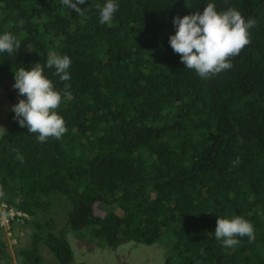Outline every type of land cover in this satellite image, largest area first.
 <instances>
[{"label":"trees","instance_id":"trees-1","mask_svg":"<svg viewBox=\"0 0 264 264\" xmlns=\"http://www.w3.org/2000/svg\"><path fill=\"white\" fill-rule=\"evenodd\" d=\"M209 2L257 23L232 67L202 79L169 36L173 17ZM102 3L87 0L79 16L59 0H0V32L22 42L12 58L0 54L4 91L19 97L18 67L43 66L49 53L72 59L69 81L44 70L67 93L60 139L40 143L6 112L0 202L31 216L19 223L31 229V241L16 248L20 264H48L42 246L55 264H72L70 241L137 249L162 239L163 264H264V0H119L111 26L98 23ZM53 194L68 204H53ZM217 216L250 221L254 242L241 237L223 251L211 238ZM3 232L0 260H9ZM244 247L256 256L246 263Z\"/></svg>","mask_w":264,"mask_h":264},{"label":"clouds","instance_id":"clouds-1","mask_svg":"<svg viewBox=\"0 0 264 264\" xmlns=\"http://www.w3.org/2000/svg\"><path fill=\"white\" fill-rule=\"evenodd\" d=\"M86 2L87 0H59L62 8L75 11L79 16L85 15L88 6L83 8L80 6ZM96 8L98 23L111 26L119 8V0H103V3L97 4ZM18 23H22V21ZM172 23L175 32L169 36V46L180 55V60L185 68L193 70L200 78L207 79L232 67L230 58L237 56L250 43V29L256 25L257 21L255 18L246 19L236 8L229 7L218 11L215 5L209 2L206 3L203 11L175 16L172 18ZM21 44L22 42L16 34L9 31L0 32V54L6 53L9 58H12L13 54H17L21 49ZM71 65L72 59L69 55L49 53L43 66L37 62L29 68L18 67L13 71L14 83L12 86L18 91L19 97H24L22 99L17 95L8 94L0 86L7 98L9 95V101L16 102L12 105L14 119L21 127L26 126L28 133L37 134L36 139L40 143L45 142L49 137L60 139L67 131L65 120L58 112L67 93L62 94L44 70L51 69L52 76L58 77L60 82H65L71 78L69 72ZM18 99L20 100L17 102ZM3 128L4 125L0 126V139ZM17 158L22 160L23 156L17 152ZM238 162L237 159L232 163L235 165ZM2 203L7 202H0L1 227H3L1 219L5 214L2 211ZM97 203L100 206V203ZM30 218L29 215L28 219ZM13 226L10 228V232H12ZM213 233L214 238H211L223 251L238 245L240 243L238 238L242 243L244 241L241 237H247L249 244L255 239L253 224L242 216L224 218L217 216ZM70 242L73 247V241ZM83 243L86 244L87 254L90 253L92 256L93 246L103 250L109 248L95 242L91 243V241ZM254 257L256 256L247 253L244 247L241 260L246 263L247 260ZM101 261H103L102 258Z\"/></svg>","mask_w":264,"mask_h":264},{"label":"rangeland","instance_id":"rangeland-1","mask_svg":"<svg viewBox=\"0 0 264 264\" xmlns=\"http://www.w3.org/2000/svg\"><path fill=\"white\" fill-rule=\"evenodd\" d=\"M6 99V94L0 88V126H3L6 121V112L12 109V105L16 103L15 101L9 102V99ZM51 196L54 199L53 204L57 201L59 207H63L64 202H67L61 195L53 194ZM111 208L119 212L116 206L111 205ZM94 212L97 216H105V210L100 208L98 203L94 204ZM3 228V236L4 239L6 238L5 241L7 240V250L11 257L9 260L1 259L0 264H20L16 248L21 243L28 244L31 241V229L30 227L24 228L14 225L12 232H10L7 226H3ZM73 243L74 262L72 264H163L162 257L165 251L163 239L156 245H140L137 249L132 248L130 245L134 244V242H129V245L126 244L122 247L120 245L117 249L107 248V250L97 249L93 246V256L90 253L87 254L86 244L74 241ZM41 253L48 264L53 262L55 264L56 257L54 258L50 249L42 246ZM101 258L103 261H101ZM56 263L59 264L57 259Z\"/></svg>","mask_w":264,"mask_h":264},{"label":"built area","instance_id":"built-area-1","mask_svg":"<svg viewBox=\"0 0 264 264\" xmlns=\"http://www.w3.org/2000/svg\"><path fill=\"white\" fill-rule=\"evenodd\" d=\"M1 207L2 211L5 212L1 219V225L4 227L7 226L9 231L13 225H19V223L22 224L24 219L29 218L27 213L7 203H2Z\"/></svg>","mask_w":264,"mask_h":264},{"label":"water","instance_id":"water-1","mask_svg":"<svg viewBox=\"0 0 264 264\" xmlns=\"http://www.w3.org/2000/svg\"><path fill=\"white\" fill-rule=\"evenodd\" d=\"M12 98V97H11Z\"/></svg>","mask_w":264,"mask_h":264}]
</instances>
